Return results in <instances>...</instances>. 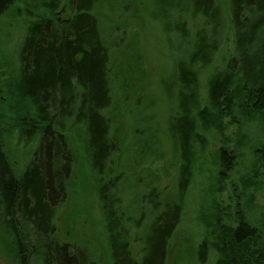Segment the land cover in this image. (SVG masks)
<instances>
[{
	"label": "trees",
	"instance_id": "trees-1",
	"mask_svg": "<svg viewBox=\"0 0 264 264\" xmlns=\"http://www.w3.org/2000/svg\"><path fill=\"white\" fill-rule=\"evenodd\" d=\"M14 1L0 0V17ZM50 1L27 25L16 72L0 79V228L11 239L12 258L17 264H99L93 243L51 240L58 208L79 169L96 202L95 232L109 264H168L198 153L207 149L202 132L211 126L223 136L225 120L241 137L246 124L264 127V0H228L226 11L219 0ZM117 9L120 19L156 24L163 37L170 62L159 78L160 96L174 105L171 111L168 104L158 105L160 122L142 115L149 71L138 33L131 30L126 42L122 34L103 35L99 14L111 16ZM14 131L35 142L20 171L7 152ZM227 146L218 150L217 190L237 162ZM254 151L264 169V142ZM166 157L178 163L174 194L164 199L152 172L136 199L138 208L129 211L126 167L133 179L140 167ZM251 180L244 178L241 191H231L233 224L215 193L210 201L203 196L210 205L200 210L204 237L193 260L205 264L212 249L214 264H264V216L252 217L249 190L257 184ZM133 242L139 257L132 255Z\"/></svg>",
	"mask_w": 264,
	"mask_h": 264
},
{
	"label": "rangeland",
	"instance_id": "rangeland-1",
	"mask_svg": "<svg viewBox=\"0 0 264 264\" xmlns=\"http://www.w3.org/2000/svg\"><path fill=\"white\" fill-rule=\"evenodd\" d=\"M136 1L145 5L151 4L150 0ZM219 2L226 11L228 0H219ZM43 3L46 8H44V4L41 5L43 8L40 7V4L34 0H15L7 12L0 17L1 81L7 79L11 70L12 73L16 72L15 70L18 68L17 51L26 34L28 23L35 20L39 13L50 8V0H44ZM61 4L64 5L65 0H61ZM62 16L66 18L68 13H64ZM119 16V9L111 16L109 12L99 14L103 35L105 38H116L122 34L123 41L126 42L131 30H136L138 33L140 49L145 59L144 66L149 71L146 88L141 94V100L143 102L145 100V104L148 106L142 115L143 117H153L152 124L160 122L161 118L163 119L164 117L161 115L158 105H165L168 102L160 96L159 78L160 75L164 74L165 68L169 66L170 62L163 37L154 23L140 17L135 19L123 17V19H120ZM113 18H115L114 23L112 22ZM189 26H194L191 30L192 32L196 29L195 25L189 24ZM122 30H126V32L123 33ZM172 36L174 37V35ZM229 43H223L224 47L227 48ZM205 78L206 73L201 76V94L205 92ZM154 102L156 103L155 106ZM168 105L171 111L174 104ZM144 126L145 123L143 121L140 123L139 129L144 128ZM201 127L198 126V129L201 132L205 131ZM206 128L208 132L205 131L202 134L207 140V149L198 153V160L194 165L191 183L184 196L183 214L170 240L167 256L168 264H199L196 259L193 260L191 255L196 252V246L204 237L203 225L198 221V218L202 207L210 205V202H204L203 196L210 201L209 195H211V191L215 193L221 205L227 207L226 212L230 217L228 223L233 224L234 201L231 198V191L233 192L234 189L241 191L243 179L249 176L252 178L251 182L257 184V188L249 190L252 193L248 202L251 206L252 217L261 218L264 216V169L258 164L254 151V148L260 147L262 142H264V127L258 123L246 124L243 128V137H241L237 126L235 124H227V120L223 122V136H220L211 126ZM7 143L9 144L8 157L15 164L16 171L22 170L32 157V149L35 146V142L27 143L24 138L20 139L16 131H14ZM225 143L228 145V149L235 152L237 162L232 171L229 172L227 181L225 180L224 185H221L217 190L215 186L218 170V150L225 146ZM116 160H118L117 154L115 155ZM137 171L136 178L133 177L132 179L127 167L125 169L124 177L127 184L124 192L132 196L129 197L128 205L126 204L127 201H124L123 206L127 205L129 211L138 208L136 199L139 198V192L145 188L142 186L151 178L148 174H152V172L157 176V179L152 184L163 190L162 197L165 199L174 194L175 177L178 171L177 159L166 157L151 165H145L144 168L140 167ZM140 176L143 178L140 181H144V183L138 185L137 178ZM70 181L67 197L58 208L54 219L55 232L51 235V240L59 243H70L74 240L93 243L98 248L96 255L99 257V264H109L108 255L106 254L107 250L103 248V243L98 241L99 237L95 232V220L98 215L95 209L96 202L92 198L91 187L89 184L83 183V177L79 169L73 170ZM240 203L244 205L245 201L241 199ZM0 229V264H17L12 258L11 239L6 234L4 227ZM135 232L132 230L131 235H135ZM30 233L33 234L32 231ZM30 236L29 238H31ZM131 251L133 256L139 257L138 243H131ZM215 256L214 251L210 249L207 253L205 264H214ZM38 264H40V261H38Z\"/></svg>",
	"mask_w": 264,
	"mask_h": 264
}]
</instances>
